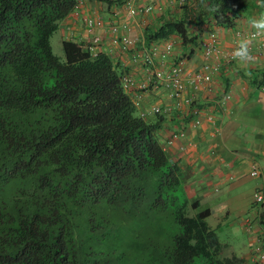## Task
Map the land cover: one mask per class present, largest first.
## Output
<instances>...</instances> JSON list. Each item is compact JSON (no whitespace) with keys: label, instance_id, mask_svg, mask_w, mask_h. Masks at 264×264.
<instances>
[{"label":"trees","instance_id":"1","mask_svg":"<svg viewBox=\"0 0 264 264\" xmlns=\"http://www.w3.org/2000/svg\"><path fill=\"white\" fill-rule=\"evenodd\" d=\"M93 1L110 11L131 0ZM77 3L0 0V264H239L220 257L210 210L186 196L161 142L163 116L140 117L126 70L73 41L65 60L55 55ZM250 7L264 16V0L186 1L144 44L178 38L185 49L202 26L234 28Z\"/></svg>","mask_w":264,"mask_h":264},{"label":"crops","instance_id":"2","mask_svg":"<svg viewBox=\"0 0 264 264\" xmlns=\"http://www.w3.org/2000/svg\"><path fill=\"white\" fill-rule=\"evenodd\" d=\"M186 1L191 2L131 0L139 12L137 16L129 17L124 6L109 11L101 3L86 0L79 17H69L63 22L62 37L69 41L67 29L72 23L78 39L73 42L87 51L86 43L93 36V31L85 25L90 13L102 17L106 28L112 24H127L130 28L128 35L138 41L137 49L124 54L118 46L111 44L110 39L105 47L112 51V61L124 68L126 75L133 77L135 87L150 79L156 82L158 71L167 72L181 61L184 77L199 71L203 65L201 42L208 39L211 32L218 35L225 51L237 49L241 41H247L248 46L253 47V58L247 62H223L209 89L195 90L188 85L185 95L193 99L192 108L201 112L198 127L192 126L194 115L191 106L178 105L172 97L173 89L165 82H159L158 89L153 87V83L147 91L132 89L130 95L134 101L140 95L142 107L158 104L172 110L170 115H161L164 121L160 124L159 136L168 155L185 176L183 189L186 196L190 201L198 202L200 209L210 210L207 222L218 236L229 233L228 241H221L219 236L226 245L220 257H235L239 264H264L253 262L255 247L261 245L264 249V206L255 202L256 192L264 190V89L258 86L264 68V30H257L252 25L253 20L264 16L250 7L240 15L234 28L217 27L210 22L202 26L197 43L183 49L176 38L177 46L172 53L159 55L154 65L148 68L142 53L164 42L146 46L144 31L148 27H156L161 18L177 17ZM149 6L153 11L145 14L143 11ZM255 31H262L260 38H251ZM210 114L214 121L207 118ZM158 118L151 116L148 120L156 122ZM177 133L181 135L172 138ZM255 168L260 173L257 177L251 175Z\"/></svg>","mask_w":264,"mask_h":264},{"label":"built area","instance_id":"3","mask_svg":"<svg viewBox=\"0 0 264 264\" xmlns=\"http://www.w3.org/2000/svg\"><path fill=\"white\" fill-rule=\"evenodd\" d=\"M193 1V0H190ZM86 0H78L76 8L71 17L73 19L77 18L81 14V9L85 5ZM124 10L127 12L129 17H135L138 15V8H136L131 2H128L124 6ZM153 11V7L149 6L144 9L145 14H149ZM86 27L93 31V36L86 43V50L92 56H97L99 54L111 55L112 51L106 49L105 43L110 39L112 45L119 47L120 51L124 54L130 53L137 49L138 41L128 35L130 28L127 24L119 26L118 24H112L109 28H106L105 21L102 17L95 13H90L85 19ZM105 31V32H98ZM262 31H255L250 36L253 39L260 38ZM67 39L69 41L78 40L76 39L75 33L73 31V24L71 23L67 29ZM81 41H79L80 43ZM81 44V43H80ZM177 42L175 39L168 40L162 45L155 44L150 49L144 51L143 62L150 68L154 65L156 58L159 55L167 56L172 53L176 48ZM249 47V53L253 58V47ZM201 49L203 51V65L199 71L193 74H189L186 77L183 76L182 65L183 62L173 65L169 71L163 72L158 71L155 75L156 82L150 79L143 82L139 87H135V81L131 75H126L124 77L125 88L130 92L132 89H139L141 91H147L150 85L153 83V87L158 89L159 82H165L167 86L173 89L172 97L177 101L180 106L193 107V99L187 97L185 92L188 85H192L195 90L209 89L214 81L215 76L220 72L221 66L224 63L231 64L238 59H234L233 53L236 50L225 51L220 45L219 37L216 33L211 32L208 39L201 42ZM222 59V60H221ZM134 101V100H133ZM135 105L139 109V114L142 119H148L151 116L157 115H170L172 110L169 108H163L161 105L155 104L149 107H142L141 96L138 95L137 101H134ZM193 127H198L200 125V114L198 109H193ZM210 121H214V116L212 114L207 117ZM181 134H173L172 138L179 137ZM259 171L257 168L253 170L251 175L253 177L259 176ZM255 202L257 205L264 206V190H259L255 194ZM253 262H264V249L261 245H257L253 251Z\"/></svg>","mask_w":264,"mask_h":264},{"label":"rangeland","instance_id":"4","mask_svg":"<svg viewBox=\"0 0 264 264\" xmlns=\"http://www.w3.org/2000/svg\"><path fill=\"white\" fill-rule=\"evenodd\" d=\"M62 29H60L56 34L55 36L53 37L52 39V47H53V51L55 53L56 56L60 57L62 60H65V54H64V51H63V37H62ZM178 196H181L182 194V191L181 189H179V191H177L176 193ZM191 214H194V212L191 210L190 211ZM213 226V225H212ZM220 239L221 241H228L226 240V238L229 236V233L226 232V233H220ZM232 239V238H230ZM229 239V241H230ZM163 241H165V239H162ZM143 243L147 244L146 245V253L148 254L150 252V250L152 251L154 249V247H156L155 245H152L150 243H147L146 240H142ZM161 242V241H160ZM159 243V242H158ZM157 249L160 250V248L156 247ZM152 261L148 260L146 261V264H151Z\"/></svg>","mask_w":264,"mask_h":264},{"label":"clouds","instance_id":"5","mask_svg":"<svg viewBox=\"0 0 264 264\" xmlns=\"http://www.w3.org/2000/svg\"><path fill=\"white\" fill-rule=\"evenodd\" d=\"M252 25L257 30H264V18H261L260 20H253ZM233 57L234 59H238L241 63L247 62L252 58L249 53L247 41H241L239 43V47L234 51Z\"/></svg>","mask_w":264,"mask_h":264}]
</instances>
